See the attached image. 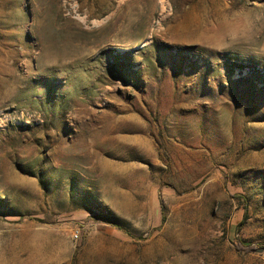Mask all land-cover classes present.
I'll list each match as a JSON object with an SVG mask.
<instances>
[{"label": "rangeland", "instance_id": "obj_1", "mask_svg": "<svg viewBox=\"0 0 264 264\" xmlns=\"http://www.w3.org/2000/svg\"><path fill=\"white\" fill-rule=\"evenodd\" d=\"M0 264H264V0H0Z\"/></svg>", "mask_w": 264, "mask_h": 264}, {"label": "built area", "instance_id": "obj_2", "mask_svg": "<svg viewBox=\"0 0 264 264\" xmlns=\"http://www.w3.org/2000/svg\"><path fill=\"white\" fill-rule=\"evenodd\" d=\"M73 237H74V238H77V237H78V234L75 232V233L73 234Z\"/></svg>", "mask_w": 264, "mask_h": 264}, {"label": "bare ground", "instance_id": "obj_3", "mask_svg": "<svg viewBox=\"0 0 264 264\" xmlns=\"http://www.w3.org/2000/svg\"><path fill=\"white\" fill-rule=\"evenodd\" d=\"M127 130V129H126ZM131 131V130H130Z\"/></svg>", "mask_w": 264, "mask_h": 264}]
</instances>
